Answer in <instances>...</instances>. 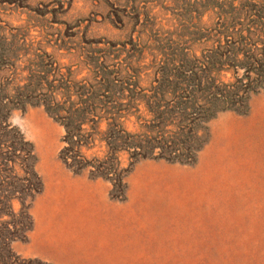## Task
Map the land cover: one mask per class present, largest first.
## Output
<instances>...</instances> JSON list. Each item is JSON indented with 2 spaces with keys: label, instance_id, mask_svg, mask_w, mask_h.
I'll list each match as a JSON object with an SVG mask.
<instances>
[{
  "label": "rangeland",
  "instance_id": "1",
  "mask_svg": "<svg viewBox=\"0 0 264 264\" xmlns=\"http://www.w3.org/2000/svg\"><path fill=\"white\" fill-rule=\"evenodd\" d=\"M0 70V264H264V0H0ZM53 92L153 151L121 192L61 162Z\"/></svg>",
  "mask_w": 264,
  "mask_h": 264
},
{
  "label": "trees",
  "instance_id": "2",
  "mask_svg": "<svg viewBox=\"0 0 264 264\" xmlns=\"http://www.w3.org/2000/svg\"><path fill=\"white\" fill-rule=\"evenodd\" d=\"M58 96L57 93L53 92L46 101L45 109L64 129V136L61 140L64 146L59 153V159L76 174L88 172L92 179L101 178L109 182H113L112 178L115 177L113 187L119 188V192H121L122 180L127 171L121 169L119 155L130 154V158L133 159L130 164L132 165L138 158L137 156L141 158L150 157L153 151H146L143 147L135 145V137L127 132L125 116L121 115L119 109H116V105L107 110L106 107L112 103L106 101L102 104L100 101L99 104L103 105L100 109L103 113L100 114L97 113L95 102H91L92 99L71 101V96L67 93L66 98L64 95L62 99ZM102 123H105V130L100 134L99 129ZM85 127H89V130ZM96 143L99 144L98 147L103 146L105 151L100 158L93 156L88 159L83 154V150L95 149ZM201 147L202 143L197 144L192 149L191 158L195 157ZM11 163L13 166L15 165L14 161ZM13 169V167L9 169V172H13ZM33 191L35 193L40 191V183L34 186ZM11 200L9 199V203Z\"/></svg>",
  "mask_w": 264,
  "mask_h": 264
}]
</instances>
